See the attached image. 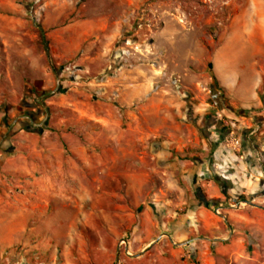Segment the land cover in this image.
I'll return each instance as SVG.
<instances>
[{
    "label": "rangeland",
    "instance_id": "1",
    "mask_svg": "<svg viewBox=\"0 0 264 264\" xmlns=\"http://www.w3.org/2000/svg\"><path fill=\"white\" fill-rule=\"evenodd\" d=\"M34 1L14 0L22 10L18 22L9 8L0 7V264H264V245L255 249L246 239L225 242L229 251L209 258L201 253V243L180 252L171 243L145 253L129 247L131 255L125 256L118 246L128 236L111 238L96 215L108 212L121 224L112 207V201L129 202L124 178L116 175L120 163L111 176L103 167L90 176L73 154L91 138L104 141L106 132L121 140L162 141L176 132L175 121L196 128L202 110L212 107L215 52L229 35L232 19L246 16L242 24H256L264 0H134L123 8L105 0L61 1L48 9L50 14L73 12L66 24L121 22L111 43L105 39L112 35L108 27L93 34L77 57L61 62L45 51L44 13L52 0ZM252 53L250 48L240 52L234 66L242 88L254 75ZM139 89L155 95L158 114L146 97L144 111L132 100ZM219 120L225 138L239 139L229 119ZM137 121L143 129H129ZM161 179H166L161 172L150 177L159 184L160 199L166 196ZM46 181L49 190L40 191ZM247 202L254 200L239 197L228 208Z\"/></svg>",
    "mask_w": 264,
    "mask_h": 264
},
{
    "label": "crops",
    "instance_id": "2",
    "mask_svg": "<svg viewBox=\"0 0 264 264\" xmlns=\"http://www.w3.org/2000/svg\"><path fill=\"white\" fill-rule=\"evenodd\" d=\"M61 1L65 0L49 1L44 13L48 52L54 60L61 62L77 57L93 34L106 33L108 27L112 35L105 39L110 43L120 31L121 22L109 23L106 19L95 22L82 19L66 24L73 12L58 9L50 14L48 9ZM79 1L84 4L88 0ZM105 1L123 8L134 0ZM2 6L11 10L15 22L20 20L22 10L14 0H0ZM242 17L246 16L232 19L229 35L215 52L216 89L212 107L202 110L196 128L175 121L176 132L162 141L143 136L121 140L106 132L104 141L91 138L89 143L73 150L79 162L89 169L90 176L93 172L96 176L101 167L111 176L114 165L120 163L121 171L116 175L124 178L122 189L129 202L121 205L112 201V207L119 211L121 224L118 227L108 212L100 210L96 215L101 217L111 238L128 236L129 247L137 253L159 250L167 243L177 246L179 252L191 251L201 243V253L209 258L229 251L223 246L227 243L246 239L255 249L264 245V198L261 196L264 193V13L256 15L254 25L242 24ZM248 48L257 60L252 64V80L242 88L234 66L240 52L243 54ZM227 52L232 57H225ZM144 97L151 102L153 113L158 114L161 104H154V94L148 95L146 90L139 89L133 93L132 100L142 103L144 111ZM220 116L229 119L238 131L239 149L233 150L225 143ZM254 124L259 125L260 132L248 138L247 132ZM129 125L132 123L128 128ZM181 125L184 132L180 131ZM142 127L143 122L137 121L136 127L129 129L140 131ZM113 145L120 148L115 151ZM160 172L166 177L161 179L160 191L166 194L162 199L156 193L158 182L150 181V177ZM39 189L48 191L49 183L46 181ZM243 196L254 202H247L237 210L228 208L230 202ZM217 209L221 215L215 213ZM177 211L184 214L177 217Z\"/></svg>",
    "mask_w": 264,
    "mask_h": 264
},
{
    "label": "built area",
    "instance_id": "3",
    "mask_svg": "<svg viewBox=\"0 0 264 264\" xmlns=\"http://www.w3.org/2000/svg\"><path fill=\"white\" fill-rule=\"evenodd\" d=\"M41 2V0H35L34 1V5H37ZM224 125H227V123H224ZM260 132V127L259 125L257 124H254L247 132V137L248 138H252L253 136H255L256 134H258ZM233 132L232 131H229L228 132V136H233ZM224 139L226 140V144L227 146H229L231 149L233 150H236V149H239L240 148V141L239 139H236V138H230V139H227L224 137ZM241 205H244V202H238L237 203V206H241ZM231 208H237L235 204L231 205ZM215 213L217 215H221L219 213V209H217L215 211ZM121 250H122V253L125 255V256H130V250H129V246H128V241H126L125 239H121L119 241V246H118Z\"/></svg>",
    "mask_w": 264,
    "mask_h": 264
},
{
    "label": "trees",
    "instance_id": "4",
    "mask_svg": "<svg viewBox=\"0 0 264 264\" xmlns=\"http://www.w3.org/2000/svg\"><path fill=\"white\" fill-rule=\"evenodd\" d=\"M45 51L46 52H48V50H47V47L45 46ZM36 97V99H39L38 97H37V95L35 96Z\"/></svg>",
    "mask_w": 264,
    "mask_h": 264
}]
</instances>
